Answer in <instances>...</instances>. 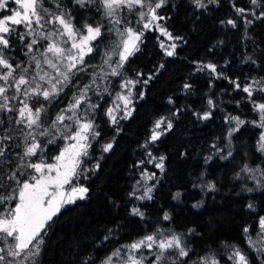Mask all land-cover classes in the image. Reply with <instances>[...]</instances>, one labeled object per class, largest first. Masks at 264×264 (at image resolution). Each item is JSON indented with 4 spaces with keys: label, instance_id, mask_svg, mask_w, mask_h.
I'll list each match as a JSON object with an SVG mask.
<instances>
[{
    "label": "trees",
    "instance_id": "trees-1",
    "mask_svg": "<svg viewBox=\"0 0 264 264\" xmlns=\"http://www.w3.org/2000/svg\"><path fill=\"white\" fill-rule=\"evenodd\" d=\"M58 2L64 11L71 12L78 27L85 22L103 23L104 36L98 42V51L86 58L91 62L86 72L73 76L72 82L50 104L39 98L46 106L42 119L50 129L49 136L39 135L43 129L36 130V140L46 145L42 157L46 163L54 161L67 141L59 136L63 126L52 129V121L68 105L73 93L91 82V74L99 72L97 66L102 64L104 51L119 39L113 25L104 19L100 0L84 7L75 0ZM204 3L207 8H197L192 0H166L157 10L165 17L161 21L167 31L181 38L171 57L160 47L157 30H144L142 23H137L139 17L135 13L126 16L132 27L144 32L140 51L125 63L121 76L97 79L87 95L100 107L94 114L90 109L80 113L90 115L95 131L100 133L93 138L88 156L82 157L79 176L74 181L88 188L87 195L53 217L42 233L39 254L30 256L23 264L33 261L34 264H102L115 248L157 228L184 236L190 249L189 257L183 258L187 264L210 254L224 259L229 245L248 253L251 262L258 264L256 255L249 251L246 235L257 234L259 220L264 217V180L256 186L242 169L248 165L264 171V154L259 150L264 128L252 123L259 121V115L253 111L247 94L236 89L232 81L243 87L250 80L264 78V16L260 14L264 11V0H260L259 6L251 0H219L218 4L204 0ZM45 6L53 12L59 11L53 0H46ZM235 8L246 11L240 15ZM229 19L236 21V27L227 24ZM13 46L16 51L9 55L17 61L26 60L15 38ZM208 64H214L216 72L204 67ZM104 71L110 69L105 66ZM128 79L139 81L134 85L133 112L113 124L106 109L112 106L121 83ZM185 84L191 87L186 89ZM97 85L101 92L107 87L111 95L104 93L102 98L95 95ZM255 95L259 99L261 94ZM209 99L213 106H209ZM30 103L37 106L35 100ZM14 104L18 105V101ZM206 111L211 112L210 118L201 119ZM230 116L245 121L231 137L228 135L232 128ZM0 117L4 114L0 113ZM162 117H173L172 129L157 141L149 142L155 122ZM5 128L9 129L7 133ZM26 131L22 125L7 120L0 125V135L13 136V140L6 141L11 150L0 157V196L13 194L12 189L17 185L9 177L14 171L17 175L24 171L18 166ZM49 139L55 142L48 144ZM108 143L113 147L105 152L104 145ZM148 153L165 157V172L152 199L139 205L144 213L141 218L132 214L131 194L140 176V162ZM29 160L40 162L38 157L25 158L24 162ZM210 183L215 184L211 191L207 187ZM250 204L252 208L248 207ZM6 206H9L7 202L0 205V210ZM165 212L171 217L169 221L162 219ZM105 236L109 239L104 240Z\"/></svg>",
    "mask_w": 264,
    "mask_h": 264
},
{
    "label": "snow or ice",
    "instance_id": "snow-or-ice-1",
    "mask_svg": "<svg viewBox=\"0 0 264 264\" xmlns=\"http://www.w3.org/2000/svg\"><path fill=\"white\" fill-rule=\"evenodd\" d=\"M45 2L46 0H11L16 7L9 8L10 0H0V13H8L0 14V113L4 114V117H0V125H4L7 120V122H14L17 126L22 125L28 130L24 132V151L20 157L21 164L18 166L24 171H19V175L14 171L9 177L17 185L12 189L13 194L0 196V205L6 202L9 205L0 210V264H23L30 256L38 255L40 245L43 243L42 233L46 232L53 217L65 204H72L76 199L85 198L88 188L78 186L74 181L78 179L77 170L83 163L82 157H87L89 154L90 139L98 137L100 133L94 131L95 124L91 116L80 113L90 109L94 114L95 109L100 107L99 104H93L91 97L87 95L93 89V85L97 84V79L121 76L125 63L140 51L144 32L132 27L126 16L135 13L139 17L137 23H142L144 30H150L154 23L165 19L158 14L157 10L164 6L166 0H100L104 19L113 25L119 39L114 46L104 51L102 64L97 66L99 72L91 74V82L80 87L78 93L74 92L68 105L62 108L52 121L51 128L55 129L57 125H62L59 136L70 142L54 157V163H46L42 159L46 145L36 140V130L43 129L39 135L49 136L50 129L45 127L42 119V114L46 113V106L39 102V98L50 104L72 82L73 76L86 72L91 67L90 60L86 58L98 51V42L104 36L102 32L104 24L85 22L78 27L73 22L71 12L64 11L58 0H53L56 9L59 10L55 12L46 7ZM92 2L94 0H75V3L81 7ZM192 2L197 8L208 6L204 0H192ZM209 3L218 4L219 0H209ZM251 3L259 6L260 0H251ZM235 10L240 15L246 11L244 8H235ZM118 12L124 15L118 16ZM255 14L252 12V15ZM260 14L264 16V11ZM246 23L251 21L246 20ZM121 24L125 26L119 27ZM227 24L236 27V21L233 19L227 20ZM156 27L159 28L161 35L167 36L170 40L181 39L173 37L158 23ZM14 38L21 44L20 51L26 57L24 61H17L14 56L9 55L16 51L13 46ZM160 47L164 49L166 56L171 57L175 54L177 45L173 43L165 47V44L161 42ZM105 66L110 69L107 73L104 71ZM204 67L216 72L214 64ZM138 82L128 79L121 83L120 87L128 89L130 85L134 86ZM144 83H147V80ZM232 83L236 89L247 94V100L253 106V111L259 115V121H252V123L264 128V78L253 80L243 87L236 81ZM184 87L187 89L191 86L185 84ZM104 93L111 95L107 87L101 92L97 85L94 94L102 98ZM256 93L261 94L259 99L256 98ZM131 95L130 89L127 95L116 94V100L122 102L126 110L122 118L131 115L129 109L132 103ZM142 97L143 93H141ZM32 100L36 101L37 106L30 103ZM15 101H18V105L14 104ZM208 104L213 106V101L209 99ZM118 108L119 105H115L106 109V115L110 117L113 124L117 122V117L113 113ZM210 116L211 112L206 111L200 118L206 120ZM228 119L235 122V127L228 133L231 137L232 133L238 131L245 121L239 116H230ZM66 120L72 123L65 124ZM162 126L163 130L157 131ZM172 127L173 124L167 117L157 120L149 142L157 141L163 132L171 130ZM8 131L9 129L5 128V132ZM11 140L13 136L10 134L0 135V157L4 156L5 151L11 150V146L6 143ZM54 142V139L48 140V144ZM259 143L260 150L264 151V133H261ZM112 147V143H108L104 145L103 150L108 152ZM144 147H147V144ZM213 147L216 146L213 145ZM217 150L223 151V149ZM148 155L151 156V153ZM228 155L231 153L229 152ZM30 157H38L40 162L29 160L25 163V158ZM159 159L160 163H157L155 167L163 170L164 157ZM96 167L99 165L97 164ZM28 169L31 171H27ZM242 171L252 173V178L256 179V170L249 168L248 165H245ZM260 175L264 177V171H261ZM154 176L155 173H142V178L146 180ZM256 183L259 186L261 180L256 179ZM207 187L211 191L215 188V184L210 183ZM152 191V187H147L143 194L136 198L151 200ZM131 195L135 196V192ZM179 195L180 193L177 192L176 196ZM12 201H15L14 205L11 204ZM248 207L252 208L253 205L250 204ZM132 214L141 218L144 216L139 208H133ZM162 219L169 221L171 217L165 212ZM259 226L264 230V217L260 218ZM244 231L247 232L248 229L245 228ZM108 239V236L104 237V240ZM145 250L148 256L145 255ZM189 252L188 243L182 234L157 228L151 234L115 248L102 261V264H145L146 261L147 264H187L183 258L189 257ZM229 259L234 260L235 264H249L248 258L239 249H235ZM199 264H219V262L203 257Z\"/></svg>",
    "mask_w": 264,
    "mask_h": 264
},
{
    "label": "rangeland",
    "instance_id": "rangeland-1",
    "mask_svg": "<svg viewBox=\"0 0 264 264\" xmlns=\"http://www.w3.org/2000/svg\"><path fill=\"white\" fill-rule=\"evenodd\" d=\"M16 5H14L13 3H11V0H10V3H9V8H15ZM158 12V11H157ZM159 14V12H158ZM118 16H120L121 14L118 12L117 13ZM160 15V14H159ZM161 16V15H160ZM159 24L161 25L162 27H164V25L162 24V21L159 20L157 21L156 23H154L151 27V29H155L158 31V34H159V37H160V44L161 42H163L165 44V47H168L169 45L171 44H176L177 46H179V41L180 39H169L167 36H164V35H161V32L159 30V28L156 27V24ZM165 28V27H164ZM169 32V31H168ZM170 33V32H169ZM172 35V34H171ZM173 36V35H172ZM174 37V36H173ZM142 40H143V37H142ZM141 45V44H140ZM177 48V47H176ZM164 50V49H163ZM170 50V49H169ZM176 50V49H175ZM210 70V69H209ZM253 80H250L248 83H251ZM129 89L131 90V100H132V103L129 105V109L131 110V114L133 112V95H134V86L130 85L128 89H125V88H120L119 92L117 93H122V94H125L127 95L128 94V91ZM116 93V94H117ZM115 105H119V108L113 113L116 117H117V121L119 119H122V117L124 116V113H125V109H124V106L122 104V102L116 100V95L113 99V104L111 107H115ZM171 120L172 124H173V117H167ZM232 124H231V127L234 128L235 127V122L234 121H231ZM231 128V129H232ZM154 129V128H153ZM163 130V126L161 129H157V131H162ZM94 131H95V128H94ZM153 131V130H152ZM167 132V131H166ZM166 132H163V134H165ZM264 133V129H263V132ZM162 134V135H163ZM161 135V136H162ZM160 136V137H161ZM95 138V137H94ZM93 138L90 139V143L92 142ZM70 141H66V144L69 143ZM260 142V141H259ZM65 144V145H66ZM64 145V146H65ZM259 150H260V143H259ZM263 154H264V151L260 150ZM149 154V153H148ZM147 154L145 160L143 161V163H140L139 167H140V176L138 178L137 181H139V183H137V181L135 182L134 184V188H133V192H135V196L131 195L132 197V203H133V208H139V205L148 200V199H143V200H140V199H137L136 197L137 196H140L143 194L144 190L147 188V187H152L153 188V191L151 193V196H153L156 188L158 187V184L160 183V181L163 179V174L165 172V157H164V160H163V170L159 169V168H156L155 165L157 163H160V157L162 156H156V155H153L151 154V156H149ZM55 160L51 163H54ZM255 170V169H254ZM78 171V170H77ZM262 170H256L255 171V177L256 179H259L261 180V182L264 180V177H261L260 175V172ZM144 172H147L148 174H152V173H155V176L152 178V179H143L142 178V173ZM248 175V178H251V180H253L255 182V185H257L256 183V179H253V174L252 173H247ZM76 185L78 186H84V184H81V183H75ZM260 186V185H259ZM132 192V193H133ZM87 195V194H86ZM85 195V197H86ZM79 200V199H76V201ZM68 204H65L61 209H63L65 206H67ZM60 209V210H61ZM170 232V231H169ZM246 238H247V244H248V248H249V251L254 253L256 255V258H257V263L258 264H264V230H262L261 228H259V231L257 234L255 235H250V234H247L246 235ZM235 249H239L249 260V264H253L250 260V256L248 253L244 252L243 250H241L240 248H238L237 246H233V245H229L227 248H226V251L224 253V259H220L219 257L215 256V255H207V256H204V257H208L210 259H215L219 262V264H235V261L234 260H230L229 259V256L232 254V252L235 250ZM145 255L148 256V252L145 250ZM151 258V257H149ZM203 258V257H202ZM201 259L197 260L195 262V264H199ZM145 264H147V261L145 262Z\"/></svg>",
    "mask_w": 264,
    "mask_h": 264
}]
</instances>
